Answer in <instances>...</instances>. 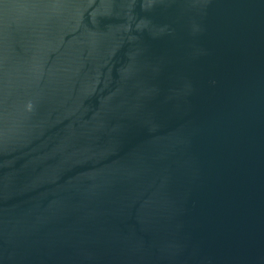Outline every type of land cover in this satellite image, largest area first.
Masks as SVG:
<instances>
[{
    "label": "water",
    "instance_id": "1",
    "mask_svg": "<svg viewBox=\"0 0 264 264\" xmlns=\"http://www.w3.org/2000/svg\"><path fill=\"white\" fill-rule=\"evenodd\" d=\"M0 264H264V0H0Z\"/></svg>",
    "mask_w": 264,
    "mask_h": 264
}]
</instances>
